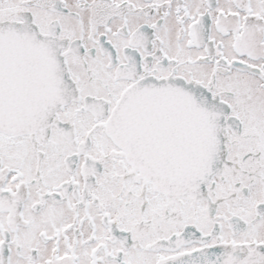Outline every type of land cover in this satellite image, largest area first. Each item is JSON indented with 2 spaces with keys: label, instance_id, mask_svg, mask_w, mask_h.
<instances>
[{
  "label": "snow or ice",
  "instance_id": "snow-or-ice-1",
  "mask_svg": "<svg viewBox=\"0 0 264 264\" xmlns=\"http://www.w3.org/2000/svg\"><path fill=\"white\" fill-rule=\"evenodd\" d=\"M0 264H264V0H0Z\"/></svg>",
  "mask_w": 264,
  "mask_h": 264
}]
</instances>
